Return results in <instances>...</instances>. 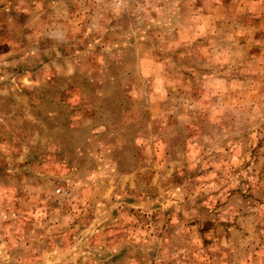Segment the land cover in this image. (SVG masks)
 Masks as SVG:
<instances>
[{
    "label": "rangeland",
    "instance_id": "obj_1",
    "mask_svg": "<svg viewBox=\"0 0 264 264\" xmlns=\"http://www.w3.org/2000/svg\"><path fill=\"white\" fill-rule=\"evenodd\" d=\"M211 1L0 0V264H264V59Z\"/></svg>",
    "mask_w": 264,
    "mask_h": 264
},
{
    "label": "crops",
    "instance_id": "obj_2",
    "mask_svg": "<svg viewBox=\"0 0 264 264\" xmlns=\"http://www.w3.org/2000/svg\"><path fill=\"white\" fill-rule=\"evenodd\" d=\"M210 11L203 19L210 27H226L230 35H250L252 40H258V56L261 62L264 59V0H212ZM208 21V22H207ZM218 33V31H215ZM248 41H251L250 39ZM252 41V42H253ZM251 42V43H252Z\"/></svg>",
    "mask_w": 264,
    "mask_h": 264
}]
</instances>
